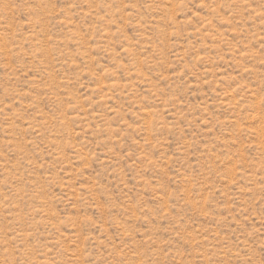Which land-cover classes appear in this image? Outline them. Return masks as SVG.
<instances>
[{"label": "rangeland", "instance_id": "1", "mask_svg": "<svg viewBox=\"0 0 264 264\" xmlns=\"http://www.w3.org/2000/svg\"><path fill=\"white\" fill-rule=\"evenodd\" d=\"M0 264H264V0H0Z\"/></svg>", "mask_w": 264, "mask_h": 264}]
</instances>
